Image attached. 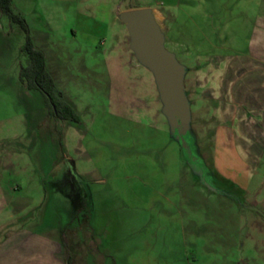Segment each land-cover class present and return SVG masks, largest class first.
Segmentation results:
<instances>
[{
    "label": "rangeland",
    "instance_id": "rangeland-1",
    "mask_svg": "<svg viewBox=\"0 0 264 264\" xmlns=\"http://www.w3.org/2000/svg\"><path fill=\"white\" fill-rule=\"evenodd\" d=\"M92 1L98 6L101 0ZM158 1L162 0H125L116 11L150 9L158 7ZM26 3L44 19L41 32L29 27L31 34L38 46V34L43 35L50 54L47 69L82 124L50 117L42 93L21 84L20 67L28 64L22 51L26 36L19 25L0 14V141L13 140L15 151H25L14 154L16 167L32 164L39 173L51 175L45 183L43 221L53 224L57 210L66 238L72 236L71 256L77 253L75 244L79 245L74 264H264V169L261 166L248 196L233 193L211 175L214 114L198 101L188 68L184 83L192 120L186 140L193 153L190 177L184 180L189 184L184 195L190 204L182 206L167 184L162 189L165 174L154 168L153 152L174 143L168 137L170 128L155 77L131 50L125 25L113 19L105 24L87 0ZM233 43L235 50L242 51L248 42ZM177 59L186 66L182 58ZM184 158L187 161L185 153ZM67 160L106 198L101 211L97 203L92 218L83 216L73 225L68 201L60 194L55 200L49 188L50 182L67 173ZM194 171L202 173L203 182ZM169 174L173 178V169ZM20 179L16 174L14 181ZM172 208L173 220L157 215ZM178 209L184 210V225Z\"/></svg>",
    "mask_w": 264,
    "mask_h": 264
},
{
    "label": "crops",
    "instance_id": "crops-1",
    "mask_svg": "<svg viewBox=\"0 0 264 264\" xmlns=\"http://www.w3.org/2000/svg\"><path fill=\"white\" fill-rule=\"evenodd\" d=\"M87 1L95 8L93 14L105 24L112 23V19L124 24L116 10L124 6L125 0H119L117 6L114 0H101L98 6L92 0ZM157 6L150 9L165 36L167 50L184 60L187 77H194L198 101L214 114L213 172L248 196L252 184L258 181L261 166L264 169V0H162ZM13 8L25 17L30 28L41 32L44 19L33 7H28L26 0H13ZM42 36L38 34L39 46L32 38L36 48L44 52L47 63L50 54ZM237 39L248 42L242 51L232 45ZM156 132L159 135L160 130ZM168 137L178 150L174 144L155 150L154 168L165 174L160 183L162 189L167 184L183 206L190 204L189 197L184 195V186L189 184L184 180L185 176L190 177L191 167L170 130ZM13 142L0 141V264H68L69 261L74 264L79 245L75 244L77 253L71 256L68 247L71 230L70 238H66L57 210L53 224L45 225L43 221L48 197L45 183L51 175L39 173L32 164L16 167L14 154L24 155L25 151H15ZM171 169L173 175L175 172L173 178L169 174ZM16 174L22 178L17 182ZM79 174L86 182L85 176ZM87 185L95 214L97 203L101 211L106 198L100 195L102 190ZM27 186L30 188L26 189ZM51 194L54 198L58 195ZM177 214L182 217L184 210L178 209ZM157 215L175 219L174 208L163 209ZM181 222L184 225L183 217Z\"/></svg>",
    "mask_w": 264,
    "mask_h": 264
},
{
    "label": "water",
    "instance_id": "water-1",
    "mask_svg": "<svg viewBox=\"0 0 264 264\" xmlns=\"http://www.w3.org/2000/svg\"><path fill=\"white\" fill-rule=\"evenodd\" d=\"M126 25L131 38V50L138 61L154 75L157 90L163 102V114L166 116L171 136L180 143L187 162L192 169L190 157L193 149L186 136L191 132V110L185 89L187 68L181 64L176 55L165 46V36L157 24L151 9L124 11L119 15ZM71 174V169H67ZM202 176L201 172L194 171ZM203 182V179H201ZM214 192L216 189L204 183Z\"/></svg>",
    "mask_w": 264,
    "mask_h": 264
},
{
    "label": "trees",
    "instance_id": "trees-1",
    "mask_svg": "<svg viewBox=\"0 0 264 264\" xmlns=\"http://www.w3.org/2000/svg\"><path fill=\"white\" fill-rule=\"evenodd\" d=\"M0 14L6 16L10 24L19 25L26 36L22 51L28 56V64L20 67L19 80L21 84L30 90L42 93L50 117L81 125V116L76 108L65 99L62 90L57 87L52 74L47 69L44 52L36 48L28 22L22 14L14 10L13 0H0ZM67 162L74 166L73 161L67 160ZM211 175L222 186L224 184L230 191L235 190V192L232 191L233 193L245 195V191L230 184L216 171ZM49 188H51V192L62 195L68 201V217L71 225L78 222L83 216L88 218L90 215L92 218L93 198L87 183L80 175L74 171L72 176L65 174L62 179L50 182ZM223 194L227 193L223 192ZM63 240L65 241V236ZM68 264H71L70 261Z\"/></svg>",
    "mask_w": 264,
    "mask_h": 264
},
{
    "label": "flooded vegetation",
    "instance_id": "flooded-vegetation-1",
    "mask_svg": "<svg viewBox=\"0 0 264 264\" xmlns=\"http://www.w3.org/2000/svg\"><path fill=\"white\" fill-rule=\"evenodd\" d=\"M67 169H71V174H67V173H69L68 170H67L66 175H71L72 176V174H73V170H72L73 169V165L71 163H69V167Z\"/></svg>",
    "mask_w": 264,
    "mask_h": 264
}]
</instances>
